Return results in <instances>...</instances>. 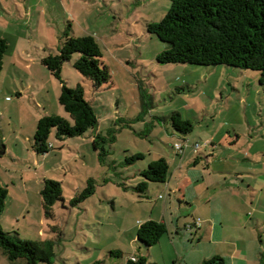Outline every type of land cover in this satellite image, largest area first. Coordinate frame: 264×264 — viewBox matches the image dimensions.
Masks as SVG:
<instances>
[{
	"label": "rangeland",
	"instance_id": "1",
	"mask_svg": "<svg viewBox=\"0 0 264 264\" xmlns=\"http://www.w3.org/2000/svg\"><path fill=\"white\" fill-rule=\"evenodd\" d=\"M169 7L168 0H0V39L7 42L0 71V154L1 147L8 149L0 155L1 186L8 191L0 227L22 241L50 246L52 264H118L125 255L148 251L158 258L168 255L166 234L146 249L136 241V231L137 220L164 203L169 191L165 184H150L144 194L135 187L151 162L174 156V144H188L192 137L200 148L194 152L196 143H190L188 151L206 154L208 132L216 135L215 143L239 134L249 153L264 154V89L258 72L155 61L167 45L146 26L159 22ZM68 25L70 36L96 40L110 80L94 87L73 68L78 54L63 64L62 80L69 88H83L98 124L62 141L52 129V149L36 155L31 145L39 118L57 115L70 121L58 103L59 81L41 64L44 56L58 53ZM171 112L192 123L186 141L164 119ZM209 150L206 156L217 153ZM136 154L142 159L130 162ZM44 179L59 182L62 190L63 202L53 205L50 219L38 193ZM184 237L181 255H199L207 246L188 232ZM259 246L264 255V242ZM115 252L122 259L110 256ZM0 264L25 262H9L0 251Z\"/></svg>",
	"mask_w": 264,
	"mask_h": 264
},
{
	"label": "trees",
	"instance_id": "2",
	"mask_svg": "<svg viewBox=\"0 0 264 264\" xmlns=\"http://www.w3.org/2000/svg\"><path fill=\"white\" fill-rule=\"evenodd\" d=\"M170 7L159 22L146 26L149 34L166 44V49L155 56L158 64H189L197 66H228L251 70L259 73V86L264 89V0H168ZM63 33V42L58 53L49 54L41 59L51 76L61 85L58 103L69 115L70 121L57 115L39 118L32 138L31 149L36 155H45L51 149L49 135L55 129V137L62 141L66 138L80 137L98 124L91 104L85 99L80 85L69 88L61 78L64 63L74 54L79 57L73 68L84 78L99 88L110 80L106 66L101 68L102 54L92 36L74 37ZM7 42L0 39V71ZM173 131L180 136H188L193 129L189 120H184L178 112H171L164 118ZM99 135L92 143L98 149ZM142 159L141 154L129 158L130 162ZM127 163L128 159H127ZM142 181L135 190L144 194L148 184H165L168 177V164L164 158L151 162L139 173ZM8 191L0 186V214L5 208ZM41 208L46 219L53 217V205L63 202L61 184L44 179L40 190ZM167 228L163 223L145 221L136 231V241L149 249L156 245ZM0 251L9 262L23 260L25 264H52L51 247L40 242L22 241L15 233L4 232L0 227ZM113 257L122 259L115 252ZM131 257L136 261L132 262ZM125 264H154L145 257L131 256ZM201 264H225L220 257H213Z\"/></svg>",
	"mask_w": 264,
	"mask_h": 264
},
{
	"label": "crops",
	"instance_id": "3",
	"mask_svg": "<svg viewBox=\"0 0 264 264\" xmlns=\"http://www.w3.org/2000/svg\"><path fill=\"white\" fill-rule=\"evenodd\" d=\"M180 137L186 141L187 136ZM206 137L209 145L205 150L217 153L206 156V150V154L194 155L191 149L181 155L174 153L166 161L168 174L173 168L164 185L168 199L160 209L157 204L137 220L138 226L149 220L163 223L172 251L160 258L149 251L148 255H125L118 264H125L131 256L145 257L154 264H201L213 257L222 258L225 264H264L259 246L264 242V154L249 153L239 134L236 140L228 136L221 143H215L216 135L210 132ZM191 139L187 138L188 145L196 143ZM6 151L7 147H1L0 155ZM186 232L192 239L195 236L199 245L207 244L199 255L180 254Z\"/></svg>",
	"mask_w": 264,
	"mask_h": 264
},
{
	"label": "built area",
	"instance_id": "4",
	"mask_svg": "<svg viewBox=\"0 0 264 264\" xmlns=\"http://www.w3.org/2000/svg\"><path fill=\"white\" fill-rule=\"evenodd\" d=\"M207 143H204L203 146H205ZM189 147V145L187 143L185 144H182V143H176L174 144L173 148L175 150V152L178 154V155H181L183 154V152L185 151V149H187ZM200 148V145L198 143L194 144L193 147H192V150L194 152H196L198 149ZM196 225H199V221L196 222ZM130 260L132 262H135L136 259L135 257H131Z\"/></svg>",
	"mask_w": 264,
	"mask_h": 264
}]
</instances>
